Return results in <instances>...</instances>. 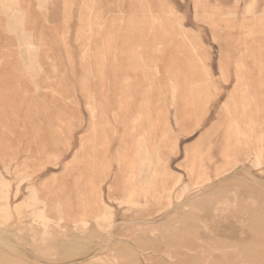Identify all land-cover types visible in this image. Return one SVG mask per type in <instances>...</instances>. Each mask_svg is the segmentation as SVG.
Here are the masks:
<instances>
[{
    "label": "rangeland",
    "instance_id": "rangeland-1",
    "mask_svg": "<svg viewBox=\"0 0 264 264\" xmlns=\"http://www.w3.org/2000/svg\"><path fill=\"white\" fill-rule=\"evenodd\" d=\"M0 1V115L3 117L2 118L0 116V150L1 153L4 154V156L3 154H0V173L4 178H7L6 180L11 185L10 205L13 207L21 203L28 194V183L26 181L21 183V192L19 193V177L17 174H15L17 172V169L19 168V163H35V161L36 163H39L40 161L45 159L49 151H57V148L52 143L57 136L61 137V140L63 142H69V147L68 149H66L65 147L60 148V151L62 152V154L64 152V155L56 164H48L47 167L43 169L44 171L42 170L41 172L37 173L35 182L41 183L43 181H46L47 179H50L51 177L53 178L54 175V178L61 177L60 174H63L64 164L72 160L74 155L79 151L81 147V143H79L81 142V138L88 135L90 125L89 123L92 121V117L90 116V113L88 112L89 110L87 108V100H89L88 97L90 96V100H94L96 102H99L100 104L105 103L104 105L106 106L103 115H101L100 113L97 114V118L95 119L94 124L95 122L98 123L101 120V123H98V126H101L102 123H106L107 121V123L112 125L116 132V137L113 140L109 157H111V154H113L119 147L120 142L121 144L124 142V144H127L129 148L132 147V140H134V136L132 135V133L125 132V126L128 123L129 125L131 124L130 126L137 125V123L138 125L146 124L143 126V131L145 133L142 132L143 134H146L148 126H157L158 124L161 125L163 124V122H166L173 128L174 135L179 139V152L176 155L171 156L170 166L177 174L184 175L186 172L180 167V165L184 162L185 149L196 143L203 131L209 128L213 124V122L218 119V116L221 113L222 104L226 101L228 94L235 86V77L233 75V72L235 70L234 63L239 60L240 54L243 51L242 49L246 48L251 43V41L245 37L247 25L242 24L244 22L245 16L247 15L245 8L246 0H216L219 4L215 0H48V3L47 0H43L45 2H43L42 0H10L12 2H9L8 0ZM215 3L218 6L215 5ZM89 5H91L92 7ZM163 7L165 8V11L168 12V15H171L173 20L171 21V23L174 24L173 26L169 27V25H166V27L170 31L169 38L172 43L168 44V46L165 47L166 49H156L157 51L155 54V58L156 61L157 59L159 60L158 62H160V68L156 69L157 73L159 74H155V78L151 80L148 78L150 77V74L147 73L149 70V66H143L145 64V57H141L139 54L140 52H143L144 54L146 48H155L158 45V37L150 36L148 34V29H150L152 26L159 28L158 18L163 16ZM209 7L213 9L209 10ZM10 8L13 10H11ZM232 9L233 11L235 9V26H232L222 19V16L226 15V13L229 14ZM262 9H264V0H259V10ZM203 10L204 12H206H202ZM14 11L16 13H14ZM11 14L13 15L11 16ZM202 14L204 15L201 16ZM153 15H155L157 18L155 22L151 21V17ZM25 17L27 18L25 19ZM19 19L21 20L19 21ZM136 21L143 22L144 31L132 30V28H134L136 25ZM212 21L215 22L212 23ZM9 25H11L12 27H9ZM16 25L18 28L16 27ZM26 26L27 28H25ZM111 28L113 30H111ZM180 28L192 45L194 52L198 56L205 55L207 57V63L211 71V76L216 83V86L220 90L219 93H216L212 98L208 107V114L201 123V126L199 128H194L193 130H188L186 132H182L179 129V125L181 124L180 121L182 120V118H184V116H186L185 111L187 109L194 108V106L196 109H200L199 111H201L202 107L201 105L198 106L199 104H196V101L191 99H188L187 102L186 100H183L181 101L180 105L173 106L172 104L174 100L172 101L173 96L171 95L172 93L170 91V88H172L171 90H173V86L170 87L172 83L169 84V82H171L169 81V78L168 80L165 79V76L169 77V73L176 70L175 60L179 57L176 51V45H182ZM19 29L20 31H17ZM115 30L116 32H114ZM89 32L91 34H89ZM169 38L167 37L166 40H169ZM107 39L115 40L113 49L111 47H108L112 42H107L109 41ZM40 42L42 44H40ZM126 45L128 47L127 52L124 51L126 49ZM25 48H27V50ZM29 48L31 50H29ZM33 48H35V50ZM237 48L241 49L238 50ZM85 49L86 53H84ZM9 53L12 55H10ZM41 53L43 54L41 55ZM174 54H177V56ZM139 56L141 57L140 59ZM98 57H100L99 59L102 58L100 60V63L98 61ZM93 59L95 60V62ZM113 59H115V61ZM171 59H173L174 62ZM169 61L171 63H169ZM21 62L23 64H21ZM31 62L35 64H32ZM222 63L227 65V69L229 71L228 81L224 79L221 72L220 65ZM36 64H39L40 67ZM100 64L106 67H101ZM110 64H114V67L112 68ZM170 64L174 65V68ZM35 67H37V69ZM140 67L143 69H141ZM170 67H172V69ZM26 68H28V71ZM99 68H101L102 70H99ZM250 68L255 71L254 65L251 64ZM31 69L34 71H32ZM90 75H92L93 78L92 76L90 77ZM99 76L102 77V79ZM104 76H106L105 79ZM107 77L108 79H110V81L107 79ZM91 80L92 82L94 81V84L92 82H89ZM46 81L49 82L47 83ZM62 82H64L63 85L61 84ZM104 82L106 84H104ZM136 82L138 84H136ZM152 82H154V84ZM83 83L85 86L83 85ZM102 84L105 87L101 86ZM129 84L131 85L129 86ZM93 86L95 87V89ZM122 86L126 89V91L122 90ZM138 87H144L147 94L150 95L149 100L146 101L147 108L145 107V105H142L143 103H141L142 96L138 94ZM159 87L165 89V97L163 98V100L158 99ZM187 88V86H182L180 88L179 96H182L180 98L187 96V94L189 93V90ZM84 90L87 91V94ZM83 91L85 94L83 93ZM98 91H102L103 93H98ZM120 92H122V94ZM123 93L125 94V99ZM126 93L128 94V96H126ZM131 94H133L134 96ZM99 95H101V98L99 97ZM156 96H158V98ZM118 97L122 98V100ZM65 98L66 101H64ZM160 100H162L163 103ZM138 101L140 103H138ZM108 103L110 105H108ZM119 104L122 105V108L118 106ZM133 104L135 105L133 106ZM125 105H128V107H125ZM44 106L45 108L52 107L53 113H57L59 111H63V113L67 112L70 114L69 120L70 118L71 120H73V118L71 117L72 115L74 117V121H63L64 119H61V125L59 121L50 123L48 121V117L42 112ZM143 109L152 112L146 117L144 116L146 111H144ZM159 111H162V116L158 115ZM163 111L166 113H164ZM127 112L129 113V117L127 115ZM114 113H123L125 116L123 117L122 114V117L119 120V117L117 116L118 114ZM136 113L139 116L136 115ZM175 116L176 118L178 116V119L180 120L179 122H177L178 119L176 120ZM134 118H137L138 120ZM132 119L134 120V122ZM78 120H82L83 123L81 125L77 124L76 121ZM120 122L122 124H120ZM71 123L72 125H74V127L71 125ZM123 123H125V125ZM63 125L65 127H63ZM71 126L73 128H71ZM66 127L67 129H69L67 130ZM56 128H58V130L60 129V132ZM17 129L19 131H22L19 132L17 131ZM7 131H9L8 134ZM62 131L65 133L64 136L62 134ZM55 133L58 134H56L55 136ZM60 133L62 135H59ZM18 134L21 136H19ZM14 135L16 138L13 137ZM122 137H124V140ZM64 139L67 140L64 141ZM40 144L41 147L44 144L42 149H46L47 151H41ZM48 144L50 146H48ZM6 152L10 154L8 155ZM39 152L41 156L43 155V158L40 156V154H38ZM10 155H12V157ZM199 155L200 151L197 153V156ZM9 157L11 158V160L7 159ZM3 162L4 164H6L5 168V165H2ZM248 167L249 164H246L242 165L240 168L243 170H249ZM251 173L253 174V176H255L256 180L252 176L247 175L244 171H240L235 175V178L233 176L232 179L222 183V185L216 187L215 189H212L211 191L209 190L210 192L208 190H205L200 194L201 197L200 195H197V199L203 198L202 201L206 203H201V205L199 206L200 212L191 213L188 208L184 209L180 207L178 209L181 210H179L177 214H175L174 210H169L156 217H150V219L149 217H146V219L142 218L141 216L126 213L123 208L107 199L108 185L110 184V182H113V179L110 178L104 185V194L106 197V201H108L107 204H110V206L114 207L113 209L115 212V219L118 224L114 230V233H116L114 241L115 243L112 242L111 244L107 245L108 235L99 233L96 227L92 226V232L87 236L74 234L75 238L80 239L82 243L84 242L83 246H85L86 250H84V252L82 253L83 255L80 254L81 257L77 255L72 259L61 262L60 264H67V262L72 263L74 259H78V256L79 258H82L88 254L96 253L97 250L106 246L109 250L118 248L119 246H121L118 242V239L121 238L120 234L125 232V230L127 229L134 228V225H131L130 222L137 223L138 221L157 222L160 229L163 228L162 230L169 229L170 227L177 229L178 227L177 231H188V235L190 236H196L197 233L199 234L200 232L199 236L203 240H210L213 238L215 240L217 239L218 242L220 241L219 244H216L218 250L213 254L216 255L215 260L218 264H263L264 229L262 227H264V172L262 173L258 172L255 169H252ZM184 181H187V178H185V176ZM231 190H236L239 198L242 201H246V199L248 200L250 198L257 199L258 204L255 207L257 209L255 210L254 208L255 211H253V209L248 208L246 204H243V208L241 207L236 214L237 217H235V215L231 216V214H227L230 218H228L227 215H224L226 216L225 218L224 216L223 218H218L222 217V215L215 217L214 208L217 205L218 200L219 202L224 200L222 199V196L224 194L230 197L229 193ZM205 193L208 194L206 195ZM213 194H219L217 196H219V198L221 197L222 200L218 199V197L214 196ZM226 195L224 196V198L227 197ZM214 199H217V203ZM258 205L260 209L258 208ZM251 211H253L254 213L256 212L255 215L251 214ZM244 212L248 213V215H246ZM193 215L194 217H192ZM172 216H174V218ZM195 216L197 217V219H199L197 220ZM227 218L229 220H227ZM218 220L222 221L223 223ZM180 221H182L181 224ZM204 221H207L209 222L208 224H210L208 231H205L200 226V223ZM124 223L127 224H125L124 226ZM174 225L176 226L174 227ZM1 227L2 228L0 229L2 231L0 230V235L2 241H0V255H5L7 257L9 256L10 258L8 257V259L11 260L10 264H54L49 260L45 261V259L38 258L37 254L34 253L33 249H31L30 246H28L27 244V246L24 245L25 243L23 244L22 241L19 240V232L16 228H12V226L11 228L3 226ZM6 229L8 231H6ZM158 236H160L161 239L160 237H156L158 239L152 238L155 244L154 247L158 249H164L166 247L165 236L162 237L161 234ZM116 241L119 243V245ZM130 242L132 247H138V244L136 242H133L132 240ZM251 246L253 247L251 248ZM225 250L228 254L227 258L222 257L225 253ZM137 252L139 251H136V253ZM235 257L236 259H234ZM13 261L16 262L13 263ZM142 264L146 263L142 262Z\"/></svg>",
    "mask_w": 264,
    "mask_h": 264
},
{
    "label": "bare ground",
    "instance_id": "bare-ground-1",
    "mask_svg": "<svg viewBox=\"0 0 264 264\" xmlns=\"http://www.w3.org/2000/svg\"><path fill=\"white\" fill-rule=\"evenodd\" d=\"M8 1L12 2L10 0ZM216 2L218 3V1ZM47 3H48V0H47ZM215 5L217 4L215 3ZM245 8H246L247 15L245 16L244 22L242 24L247 25L245 37L249 39L251 43L249 46L242 49L243 51L240 54L239 60L234 63L235 70L233 72V75L235 77V86L232 89V91L228 94L226 101L222 104L221 113L219 114L218 119L214 121L213 124L209 128L203 131V133L201 134L199 139L196 141V143H194L192 146L187 147L185 149L184 162L183 164L181 163L180 165V167L186 172L184 175L177 174L170 166L171 156L176 155L179 152V139L177 138V136L174 135L173 128L170 125H168L166 122H163V124L161 125L158 124L159 126L158 125L148 126L147 130L145 129L147 131L146 134L142 133L144 132L143 126L146 124L138 125L137 123V125L132 124L133 126H130L131 124L129 125L128 123L125 126V132L132 133V135L134 136V140H132L133 141L132 147L129 148L127 144H124V142L121 144L120 142L121 145L119 144V147L116 149V151L113 154H111L112 155L111 157H109V153L111 150L113 140L116 137V132L114 128L112 127V125L107 123V121L106 123H102L101 126H98V123L99 122L101 123L100 117H99L100 121L98 120L99 122L98 123L95 122L94 124V121L97 118V114L100 113L101 115H103L104 109L106 106L104 105L105 103L100 104L99 102L90 100L91 98L90 96L88 97L90 101L87 100L88 101L87 108L89 110L88 112L90 113V116L92 117V121L89 123L90 125H89L88 135L85 137L83 136L81 138V142H79L81 143V147L79 151L74 155L72 160L64 164L63 174H60L61 177L54 178L55 176L54 175L53 178L50 176L51 177L50 179H47L46 181L42 180L43 182L41 183L35 182L37 173L45 169L48 164H56L61 159V157L64 155V152L62 154V152L60 151V148L65 147L66 149H68L69 142L68 143L63 142L61 140V137L59 136H57L55 139L53 138L54 141L52 142L57 148V151H54V152L49 151V153L47 154L46 152H44L47 150L42 149L44 144L42 145V147L40 144V147H41L40 150L41 151L44 150L43 152L47 154L44 160L40 161L39 163H36V161L35 163H19V168L17 169V172L15 173L19 177V184H18L19 193L21 192V185H22L21 183L26 181L28 183V186H27L28 194L22 200L21 203H19L18 205L14 207L10 205L11 185L6 180L7 178H4L3 175L0 173V228H2L1 226L10 227V228L12 226V228H16L19 232V240L22 241L23 244L25 243L24 245L27 244L28 246H30L31 249H33L34 253L37 254L38 258L45 259V261L49 260L50 262H53L54 264H60L61 262H65L69 259H72L73 257L77 255L80 256V254H82L84 250H86L85 246H83L84 242L82 243L80 239L75 238L74 234H78L81 236H85V235L87 236L88 234H91L92 226H95L99 233H102V234L104 233L108 235L107 245L115 241L116 233H114V230L118 224L115 219V212L113 209L114 207L110 206V204L109 205L107 204L108 201H106V197L104 194V185L107 183V181L110 178L113 179V182L112 183L110 182V184L108 185L107 199L115 203L119 207L123 208L126 213H131L133 215L141 216L142 218L149 217V219L150 217L152 218L156 217L162 214L163 212L169 211V210H174L175 214H177V212L181 210V209H178L180 207L184 209L188 208L191 211V213L200 212L199 206L201 205V203L203 204L204 202L202 201L203 198L197 199V195H200L205 190L211 191L212 189H215L216 187L222 185V183L227 182L228 180L232 179L233 176L235 178V175L240 171H244L247 175L252 176L256 180L255 176H253V174L251 173V170L255 169L258 172H262V173L264 172V9L259 10V0H246ZM210 9H213V8L209 7V10ZM163 10H164L163 16L158 18L159 28L152 26L150 29H148V34L150 36L158 37L159 39L158 45L155 48H151V47L146 48V50L144 51V54L143 52H140L139 54L141 57L142 56L145 57L144 58L145 64L143 66L145 67L149 66V70L147 73L150 74V77L148 78L151 80L155 78V74H159L156 71V69L160 68V62H158L159 61L158 59L156 61V58H155L156 51L166 49L165 47L168 46V44L172 43V41L169 38L170 31L166 27V25L167 26L169 25V27L173 26L174 24L171 23V21L173 20H172L171 15H168V12L165 11V8ZM234 11L232 9L229 14L226 13V15L222 16V19L225 20L227 23L231 24L232 26H235L236 24L234 21V16H235ZM202 12H204V10ZM14 13L16 12L14 11ZM12 15L13 14H11V16ZM203 15L204 14H202L201 16ZM26 18L27 17H25V19ZM156 19L157 18L155 15L151 17V21L155 22ZM20 20L21 19H19V21ZM214 22L215 21H212V23ZM135 24L136 25L134 28H132V30L144 31L143 22L136 21ZM10 26L11 25H9V27ZM25 28H27V26ZM111 30L113 29L111 28ZM17 31H20V29ZM114 32H116V30ZM89 34L91 33L89 32ZM180 36L182 37V45H176V49H177L176 51L179 55V57L175 60L176 70L171 73H169L168 71L170 76L169 77L165 76V79L168 80L169 78V81H171L169 82V84L172 83L170 87L173 86V90H171L172 88H170V91L172 93L171 95L173 96L172 101L174 100L172 104L173 106L180 105L181 101L183 100H186L187 102L188 99L189 100L191 99V100H195L196 104H199L198 106L201 105L202 107V110L199 111L200 109H196L195 106L193 105L194 108L187 109L185 111L186 116H184V118L181 117L182 118L181 121L178 119V116L177 118L175 116L176 120L178 119L177 122L179 121L181 122V124L179 125L180 131L186 132L188 130H193L194 128H199L201 126V123L203 122L204 118L208 114V107L210 105L212 98L215 96L216 93H219L220 90L216 86V83L214 82L211 76V71L207 63V57L205 55L198 56L194 52L192 45L190 44L187 37L184 35L182 29H181ZM167 37L169 38V40H166ZM107 42H112L110 43L108 47H111L113 49L114 48L113 44L115 40L112 39ZM40 44L42 43L40 42ZM30 48L29 50H31ZM25 49L27 50V48ZM33 49L35 50V48ZM127 49L128 47L126 45V49L124 51L127 52ZM84 53H86V49ZM42 54L43 53H41V55ZM174 55L177 56V54H174ZM140 56H139V59L141 58ZM99 58L100 57H98V59ZM134 58H135V55H134ZM101 59L98 60L99 63ZM113 60L115 61V59ZM171 60L173 61V59ZM35 63H32V64H35ZM169 63L171 62L169 61ZM21 64L23 63L21 62ZM251 64L255 66V71H253L250 68ZM36 65L39 66V64H36ZM100 65L101 67H106V66H102V64ZM110 66L113 68L114 64H110ZM171 66L174 68V65H171ZM172 67L170 68L172 69ZM35 68L37 69V67ZM170 68H167V69H170ZM26 69L28 71V68ZM100 69L101 68H99V70ZM220 69H221L224 79L228 81L229 71L227 69V65L222 63L220 65ZM100 74H103V73H100ZM91 76L92 75H90V77ZM105 77L106 76H104V79ZM100 78L102 79V77ZM92 80L89 82H92ZM108 80L110 81V79ZM95 81H98V80H95ZM100 82H103V81H100ZM63 83L64 82H62L61 84L63 85ZM152 83L154 84V82ZM104 84L106 83L104 82ZM136 84L138 83L136 82ZM130 85L131 84H129V86ZM101 86H103V84ZM101 86H100V89H101ZM182 86H187L189 93L187 94L186 97L184 96L183 98H180L182 96H179V90ZM123 88L122 90L126 91V89L125 88L123 89ZM138 88H139L138 94L142 96L141 103H143L142 105H145L146 107V101L149 100L150 95L147 94L144 87H138ZM84 91L85 93L87 92L86 90ZM122 92L120 93L122 94ZM98 93H103V92L98 91ZM123 95L125 99L126 98L125 94L123 93ZM100 96L101 95H99V97ZM126 96H128L127 93H126ZM158 96H156L158 99L163 100V98L165 97L164 88L162 87L158 88ZM93 99H94V95H93ZM119 99L122 100V98H119ZM64 101H66V98ZM195 101H191V102H195ZM109 103L108 105H110ZM138 103L140 102L138 101ZM134 105L135 104H133V106ZM118 106L121 107L122 105L119 104ZM125 107H128V105L127 106L125 105ZM130 109H129V112H130ZM143 110L146 111L144 114V116L146 117L152 112V111L151 112L147 111L145 109ZM42 112L48 117L49 119L48 121L50 123H53L54 121L55 122L59 121L60 123L61 119H64L63 121L65 120L67 121L69 120V117H70L69 113L67 112L63 113V111L53 113L52 107L45 108L44 106V108L42 109ZM158 113H159L158 114L159 116L163 115L162 111L161 112L159 111ZM114 114H118L117 116L119 117V120H120L123 113L122 114L114 113ZM128 114L129 113L127 112V115ZM139 114H140V111H139ZM136 115L138 114L136 113ZM124 116L125 115L123 114V117ZM71 117L73 118V120H71V118L70 120L74 121V117L72 115ZM134 119H137V118H134ZM76 122L79 125L83 123L82 120H78ZM120 124L122 123L120 122ZM123 124L125 125V123ZM72 126L74 127V125ZM72 126L71 128H73ZM63 127L65 126L63 125ZM56 129L58 130V128ZM17 131L19 130L17 129ZM8 132L9 131H7V134ZM58 133H55V136ZM61 133L59 135L63 134L64 136L65 133L64 132L62 134ZM135 133H138V134H135ZM13 137H15V135ZM122 138L124 140V137ZM65 140L67 139H64V141ZM48 146L50 145L48 144ZM199 151H200V155L197 156V153ZM40 152L38 154H40ZM6 153L8 154V152ZM0 154H3L1 153V150H0ZM10 156L12 157V155ZM7 159L11 160L10 157ZM246 164H249V167H248L249 170H245V169L243 170L240 168L242 165H246ZM2 165H5L4 168L6 167V164H4V162ZM184 176L185 178H187V181H184ZM217 195H214V196L218 197V199H221V197L219 198V196ZM225 195L226 194L222 196L223 197L222 199L224 200L221 199L222 201L220 202L218 200V203H217V199H214L216 200V203H217V205L214 208L215 217L222 215V217H218V218H223V216L227 214H231V216L235 215V217H237L236 214L240 210L241 207L243 208L242 206L243 204L244 205L246 204L248 208L253 209V211L257 209L255 208L256 205L258 204L257 199L250 198L248 200L246 199V201H242L239 198V195L236 192V190L230 191L229 193L230 197L226 195L227 197L224 198ZM258 208H259V205H258ZM253 211H251V214L255 215L256 212L254 213ZM245 214L248 215V213H245ZM172 217L174 218V216ZM192 217H194V215ZM225 217L226 216H224V218ZM227 217L230 218L228 215ZM195 218L197 219L196 216ZM228 218L227 220H229ZM206 222L204 221L200 223V226L205 231H208L210 224H208L209 222L207 223ZM220 222L223 223L222 221ZM181 223L182 221H180V224ZM125 224L127 223H124V226ZM130 224L134 225V228L127 229L125 230V232L120 234L121 238L118 239V242L120 243L121 246H119L118 248L109 250L108 247L106 246V247H103L97 250L96 253L88 254L82 258H79L78 256V259L76 260L74 259L72 263L67 262V264H142V262H145L146 264H218L217 261L215 260L216 255L213 253H215L218 250V248L216 247V244H219L220 241L218 242L217 239L215 240L214 238L210 240L208 239L203 240L199 236L200 234L199 230H198L199 234L197 233L196 236H190L188 235V231H177L178 227L177 229L170 227L171 229L169 228L166 230H162L163 228L160 229L157 222L138 221L137 223L130 222ZM175 226L176 225H174V227ZM262 228L264 229V227ZM6 231L8 230L6 229ZM160 234L162 235V237L165 236L166 247L164 249L163 248L158 249L154 247L155 244L152 238H156V237L159 238L160 236L158 235ZM131 240L138 244L137 248L132 247L131 242H130ZM0 241H2L1 235H0ZM118 242L117 244L119 245ZM252 247L253 246H251V248ZM136 251H139V252L136 253ZM227 255L228 254L225 250V253L223 254L222 257L227 258ZM8 257L5 255L3 256L0 255V264H10L11 260H9ZM234 259H236V257ZM14 262L16 261H13V263Z\"/></svg>",
    "mask_w": 264,
    "mask_h": 264
},
{
    "label": "crops",
    "instance_id": "crops-1",
    "mask_svg": "<svg viewBox=\"0 0 264 264\" xmlns=\"http://www.w3.org/2000/svg\"><path fill=\"white\" fill-rule=\"evenodd\" d=\"M242 20V19H241Z\"/></svg>",
    "mask_w": 264,
    "mask_h": 264
}]
</instances>
